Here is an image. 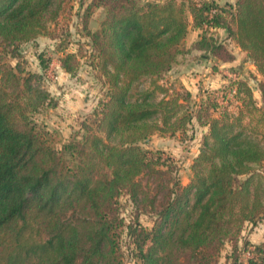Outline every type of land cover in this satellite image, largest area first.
Wrapping results in <instances>:
<instances>
[{
    "label": "trees",
    "instance_id": "obj_1",
    "mask_svg": "<svg viewBox=\"0 0 264 264\" xmlns=\"http://www.w3.org/2000/svg\"><path fill=\"white\" fill-rule=\"evenodd\" d=\"M69 1L0 0V46L51 34ZM99 1L106 16L89 35L109 92L96 118L83 121L80 139L57 147L55 133L32 115L53 103L43 74L0 56V264H125L116 205L123 191L157 214L151 227L127 224L139 264H217L227 242L241 264V232L264 218V82L258 102L239 79L243 106L214 115L219 103L211 97L193 109L187 87L160 79L183 52L191 23L203 30L195 46L232 59L216 36L224 27L264 75V0H235L231 10L217 0ZM75 55L62 60L69 72ZM143 79L153 87L140 89ZM194 118L207 130L189 181L159 180L166 192L158 208L160 190L150 193L149 177L175 171V161L151 157L143 142L156 132L175 135ZM255 248L247 264H264V240Z\"/></svg>",
    "mask_w": 264,
    "mask_h": 264
},
{
    "label": "rangeland",
    "instance_id": "obj_2",
    "mask_svg": "<svg viewBox=\"0 0 264 264\" xmlns=\"http://www.w3.org/2000/svg\"><path fill=\"white\" fill-rule=\"evenodd\" d=\"M137 1L144 3L150 0ZM219 2L231 10L230 1L220 0ZM65 5L59 18L49 24L51 34L8 46L6 50L0 46L1 60L13 65L20 61L26 69L43 74V84L50 91L53 103L44 105L32 115L40 125L45 124L55 133L54 138L59 148L70 139L82 137L85 133L83 121L91 122L96 118L101 109L100 102L107 99L109 92L105 78L96 69V50L89 35L90 32L101 28V22L106 16V7L101 5L99 0H71ZM226 43L229 44V42ZM186 47L183 43L181 47L183 55L187 52ZM72 52L76 55L70 62L75 65L76 69L69 72L63 67L62 60ZM179 59V62L183 60L181 56ZM245 59L247 62L242 61L238 66H233L230 69L225 67L221 72L226 76V80L224 83L220 81L219 86L215 88H212L214 87L212 83L207 84L202 79L196 82L197 85L194 86L196 96L191 101L193 109L198 107L202 97L205 99L211 97L219 103L218 109L211 108L214 115L217 110L223 108L231 112H238L240 106H243L236 83L239 79H246L252 85L257 101L261 102L260 83L264 82V75L247 55ZM206 62L208 61L206 60ZM178 63H175L174 67H178ZM218 65L220 63L215 64L216 67H219ZM177 70L175 71L173 68L172 71H167L160 81L166 84L173 83L182 89L180 72ZM139 85L140 89L153 87L149 79H143ZM233 86L236 87V92L233 91ZM163 94L164 92L156 89L154 98L160 99ZM201 131L200 127L195 128L190 124L187 129L178 131L175 135L156 132L143 142V146L149 150L151 157L152 153H155V156L163 157L170 155L171 159L175 161L173 165L176 166V170L173 172L168 170L167 173L159 174L158 177L155 175L149 177L151 194L156 192L155 187L160 188V186H155L156 183L159 180L164 183L169 182V176H172L174 180L179 177L183 183L188 182V177L191 175L190 158L193 151L197 150L196 143L199 142L193 138L196 136L199 139ZM191 161H193L192 158ZM164 168L166 169L165 166ZM165 192L166 189H162L157 195L158 208L163 202ZM116 205L119 216L124 218L122 229L119 231L125 264H139L138 258L132 253L133 245L127 231V224L135 223L138 220L147 227H151L157 219V214L139 208V205L133 202L129 193L125 191L117 197ZM263 240L264 218L256 225L248 222L236 243L239 263L247 264L250 257L258 255L255 245L262 243ZM233 248V244L227 242L217 264H238L234 262Z\"/></svg>",
    "mask_w": 264,
    "mask_h": 264
},
{
    "label": "crops",
    "instance_id": "obj_3",
    "mask_svg": "<svg viewBox=\"0 0 264 264\" xmlns=\"http://www.w3.org/2000/svg\"><path fill=\"white\" fill-rule=\"evenodd\" d=\"M228 1L235 2V0ZM202 32L203 30L201 28L195 27L192 23L190 24L189 31L183 42L187 46V52L184 55L181 53L178 56L177 61L180 60V56L181 58H183L182 61H178L179 63L177 61L175 62L178 63V67H174L173 65V67L170 69L171 71L173 68H175V71L178 69L177 71L180 72L179 76L181 84H183L192 92L193 97L196 96V92L194 89V86L197 85L196 82L202 79L204 80V82H207V84L212 83V86H214L212 88H215L216 86H219L220 81L221 83H224V81L226 80V76H224L221 72L223 69H225V67L230 69L233 66L235 67L240 65L242 61H246V52L242 50L233 40L226 38L227 33L224 27H220L217 29L216 36L221 41L229 42V44H226L233 52L234 57L228 60L219 59L215 56L210 55L206 50L200 49L195 46L196 42L201 37ZM206 60L208 62H206ZM213 60L214 62L212 63ZM218 62L220 63V65H218L219 67H216L215 64H219ZM191 124L195 128L200 127V129L202 130L199 135V139L196 138V136L195 138H193L196 141L199 140V142L196 143L198 146L197 150L193 151V155L191 157L193 159L194 156H196L200 150L202 134H204V132L207 130V126L201 125L196 118L193 119V122ZM191 158L190 162L192 163ZM189 178L190 176L188 177V181ZM185 183H187V181H185Z\"/></svg>",
    "mask_w": 264,
    "mask_h": 264
},
{
    "label": "built area",
    "instance_id": "obj_4",
    "mask_svg": "<svg viewBox=\"0 0 264 264\" xmlns=\"http://www.w3.org/2000/svg\"><path fill=\"white\" fill-rule=\"evenodd\" d=\"M234 87V86H233ZM233 91L236 92V87L233 88ZM217 98V97H216Z\"/></svg>",
    "mask_w": 264,
    "mask_h": 264
}]
</instances>
